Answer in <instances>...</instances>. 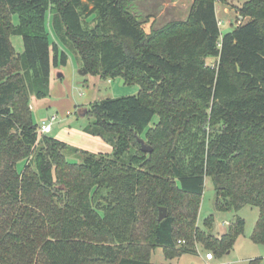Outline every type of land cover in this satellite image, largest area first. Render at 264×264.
<instances>
[{
	"label": "trees",
	"instance_id": "16d2710c",
	"mask_svg": "<svg viewBox=\"0 0 264 264\" xmlns=\"http://www.w3.org/2000/svg\"><path fill=\"white\" fill-rule=\"evenodd\" d=\"M135 1L0 0V264H158L156 247L168 257L197 240L226 248L243 220L219 239L200 231L206 177L216 207L258 208L252 239L264 243V0H245L237 17L247 20L224 34L216 0H192L184 20L149 32L130 11ZM58 44L86 73L139 85L85 109V131L111 142L110 154L33 122L30 96L45 97L52 70L67 62Z\"/></svg>",
	"mask_w": 264,
	"mask_h": 264
},
{
	"label": "rangeland",
	"instance_id": "374dc122",
	"mask_svg": "<svg viewBox=\"0 0 264 264\" xmlns=\"http://www.w3.org/2000/svg\"><path fill=\"white\" fill-rule=\"evenodd\" d=\"M245 0H220L215 1V13L219 23V30L224 34L232 30L239 22L237 7ZM192 0H136L129 8L132 11L142 29L149 32L166 23L170 19H178L186 16ZM242 18L240 22H245ZM13 23L17 22V15L12 14ZM10 42L16 53L21 52L22 42L19 35H11ZM61 50L67 54L65 65L59 66L56 77V86L45 97L30 96L29 106L33 122L37 125L42 121H51L52 131L47 135L64 141L79 150L93 153L110 154L112 144L101 135L91 134L85 131V127L91 123L92 117L85 114L87 106L94 101L104 98L136 95L139 85L135 82H122L123 78L101 77L91 73L81 74V61L75 50L69 45L61 44ZM211 64L213 60L207 58ZM158 120V116L152 117V123ZM69 162H80L77 154L66 156ZM24 162L16 165L18 170L23 168ZM166 211V210H165ZM237 217L243 220L242 230L234 239L226 245V248L214 249L203 243L195 241L194 251L184 252L179 256H166L161 247H156L150 256V261L158 264H264V243L255 242L252 233L258 217V208L243 206L238 210L233 208L221 209L215 205V194L210 177L204 180L203 192L200 196V204L197 216V225L200 231L211 233L219 239L226 234ZM185 242H176L183 245ZM254 261V262H253Z\"/></svg>",
	"mask_w": 264,
	"mask_h": 264
},
{
	"label": "water",
	"instance_id": "95a60500",
	"mask_svg": "<svg viewBox=\"0 0 264 264\" xmlns=\"http://www.w3.org/2000/svg\"><path fill=\"white\" fill-rule=\"evenodd\" d=\"M241 19H242V17H239V21ZM80 73L81 74H85L86 73V70L84 68H81L80 69ZM122 82H124V79H122ZM137 141L139 142L140 149L143 152L148 153V152H151L152 151V147L146 143V141H145L144 138L137 137ZM158 211H159L158 220H161V219H163L165 217V208L164 207H159L158 208Z\"/></svg>",
	"mask_w": 264,
	"mask_h": 264
},
{
	"label": "crops",
	"instance_id": "0c3cea01",
	"mask_svg": "<svg viewBox=\"0 0 264 264\" xmlns=\"http://www.w3.org/2000/svg\"><path fill=\"white\" fill-rule=\"evenodd\" d=\"M189 9V8H188ZM189 11V10H188ZM187 14H188V12L186 13V16H187ZM186 16L185 17H182V18H176V19H170V20H184L185 18H186ZM47 19H48V22H47V26H48V31H49V36H50V38L51 39H54L53 38V34H52V32H51V28H50V20H49V17H47ZM170 20H168V21H170ZM167 21V22H168ZM162 26V25H161ZM160 27V26H159ZM156 28H158V27H156ZM58 49L59 50H61V44H58ZM59 68H54L53 70H52V72H51V75H50V80H49V91L53 88V86H56V84H57V81H55L54 82V80L56 79L57 80V77H59L61 74H59L57 77H56V72H57V70H58ZM124 83V82H123ZM39 125V124H38ZM52 131V128H51V130L48 132V133H50Z\"/></svg>",
	"mask_w": 264,
	"mask_h": 264
},
{
	"label": "built area",
	"instance_id": "2783aa9c",
	"mask_svg": "<svg viewBox=\"0 0 264 264\" xmlns=\"http://www.w3.org/2000/svg\"><path fill=\"white\" fill-rule=\"evenodd\" d=\"M220 22L218 21V24ZM55 120V116H52L50 118V121L49 122H44L42 121V123L39 125V131L40 133H48L50 130H51V121ZM182 242V241H180ZM203 264H210L208 262H204Z\"/></svg>",
	"mask_w": 264,
	"mask_h": 264
}]
</instances>
